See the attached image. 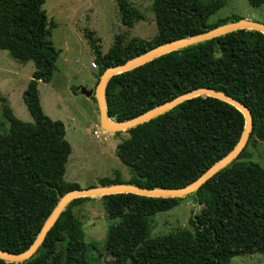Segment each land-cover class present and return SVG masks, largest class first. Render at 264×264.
<instances>
[{
	"label": "trees",
	"instance_id": "trees-1",
	"mask_svg": "<svg viewBox=\"0 0 264 264\" xmlns=\"http://www.w3.org/2000/svg\"><path fill=\"white\" fill-rule=\"evenodd\" d=\"M257 7L264 0H246ZM44 0H0V49L34 69L22 90L32 119L16 118L8 106V123L0 133V249L18 253L32 243L44 220L75 182H64L70 144L60 120L46 116L37 83L48 82L58 56L51 40L55 26L42 9ZM122 25L144 16L127 0H115ZM220 0H152L156 33L149 39L115 41L103 54L91 37L98 74L158 44L188 37L238 18L208 17ZM209 87L245 105L251 127L245 145L224 167L199 187L180 197L120 192L101 195L108 219L118 224L106 232L111 264H228L235 255L264 252V167L247 159L252 138L264 140V35L238 28L195 44L171 50L129 70L111 75L105 84L108 118L123 121L184 91ZM243 116L233 105L207 95L187 98L170 109L125 129L128 136L114 149L128 167V183L140 187H179L196 179L236 144ZM101 177L100 185L123 182ZM189 196L196 206L189 228L148 237L151 217ZM71 199L23 264H91L85 255L81 223L74 207L89 199ZM198 207V208H197ZM0 264H16L0 259Z\"/></svg>",
	"mask_w": 264,
	"mask_h": 264
},
{
	"label": "rangeland",
	"instance_id": "rangeland-1",
	"mask_svg": "<svg viewBox=\"0 0 264 264\" xmlns=\"http://www.w3.org/2000/svg\"><path fill=\"white\" fill-rule=\"evenodd\" d=\"M127 1L144 16L130 26L121 24L115 0H44L42 3L46 17L55 23L50 40L59 53L50 80L37 83L39 104L46 116L63 123L64 138L70 144L63 180L75 182L81 188L100 186V177L114 178L116 173L123 183H128L131 178L128 167L114 154L116 143L128 133L101 129L93 93L86 96L79 91L80 87L93 91L99 76L87 37H91L103 54L115 41L124 43L131 37L149 39L156 33L152 0ZM220 1L221 7L208 17L209 22L235 17L264 24V3L251 7L246 0ZM33 69L31 61L20 63L10 58L6 50L0 49L1 134L8 130L2 114L5 105L19 120L32 121L21 93ZM245 156L264 167V140L252 138L246 145ZM73 209L81 223L86 242L85 255L90 263L111 264L112 256L106 249V232L109 226H116L118 220L106 217L98 195ZM193 209L196 206L189 196H185L173 208L155 213L149 223L148 237L189 228L187 218ZM228 264H264V252L235 255Z\"/></svg>",
	"mask_w": 264,
	"mask_h": 264
},
{
	"label": "water",
	"instance_id": "water-1",
	"mask_svg": "<svg viewBox=\"0 0 264 264\" xmlns=\"http://www.w3.org/2000/svg\"><path fill=\"white\" fill-rule=\"evenodd\" d=\"M238 28L257 30L264 35V24L257 21L241 18L235 21L222 23L214 28L208 29L206 31L200 32L192 36L181 37L167 41L162 44H158L134 57L125 60L122 63L104 68L103 71L98 76V80L95 84L93 91L91 89H85L84 87L79 88L80 93L86 96H90L93 93V97L95 99V103L97 107L99 127L103 130L111 131V132L125 130L136 124L146 121L190 97H194L197 95H207L221 99L233 105L235 108H237L243 116L244 123H243L242 132L238 138V141L231 148L230 151H228L222 158H220L218 161H216L211 166H209L196 179H194L193 181H191L186 185L179 187L147 188V187H140L132 183L117 182L107 185L90 186L86 188L77 187V188L69 189L59 197L58 201L56 202V204L54 205V207L52 208V210L44 220L42 226L40 227L38 233L36 234L35 238L33 239L32 243L29 245V247L26 250L18 253H12L0 249V259L6 262L16 263V262H21L24 259L28 258L36 250L38 245H40V243L44 238V235L46 234L47 230L51 227V225L54 223L60 211L67 204V202L73 198L79 196H89V197L96 195L101 196V195L120 193V192H131L135 194L155 196V197H180L196 190L199 187V185L203 183L208 177H210L216 171L227 165L245 145L251 127L250 112L248 108L237 99L225 94L220 90H216L209 87H198L184 91L168 100L160 102L131 118H128L123 121H114L108 118L106 115L104 93H105L106 81L113 74H117L122 71L129 70L137 65H140L168 51L176 50L184 46L195 44L197 42L210 39L217 35Z\"/></svg>",
	"mask_w": 264,
	"mask_h": 264
},
{
	"label": "built area",
	"instance_id": "built-area-1",
	"mask_svg": "<svg viewBox=\"0 0 264 264\" xmlns=\"http://www.w3.org/2000/svg\"><path fill=\"white\" fill-rule=\"evenodd\" d=\"M94 134H96V135H97L96 131H94Z\"/></svg>",
	"mask_w": 264,
	"mask_h": 264
},
{
	"label": "crops",
	"instance_id": "crops-1",
	"mask_svg": "<svg viewBox=\"0 0 264 264\" xmlns=\"http://www.w3.org/2000/svg\"><path fill=\"white\" fill-rule=\"evenodd\" d=\"M92 68H94V67H92ZM98 118V117H97ZM117 144V143H116ZM101 178V177H100Z\"/></svg>",
	"mask_w": 264,
	"mask_h": 264
}]
</instances>
